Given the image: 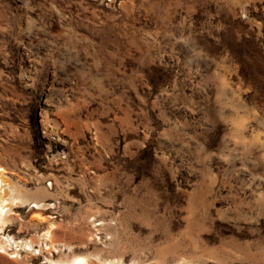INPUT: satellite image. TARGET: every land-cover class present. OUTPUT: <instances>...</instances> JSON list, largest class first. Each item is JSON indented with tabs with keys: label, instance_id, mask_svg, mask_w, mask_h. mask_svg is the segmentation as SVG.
<instances>
[{
	"label": "rangeland",
	"instance_id": "374dc122",
	"mask_svg": "<svg viewBox=\"0 0 264 264\" xmlns=\"http://www.w3.org/2000/svg\"><path fill=\"white\" fill-rule=\"evenodd\" d=\"M0 168V264H264V0H0Z\"/></svg>",
	"mask_w": 264,
	"mask_h": 264
},
{
	"label": "bare ground",
	"instance_id": "6f19581e",
	"mask_svg": "<svg viewBox=\"0 0 264 264\" xmlns=\"http://www.w3.org/2000/svg\"><path fill=\"white\" fill-rule=\"evenodd\" d=\"M5 175L6 174H4L3 168H0V231H4L5 227L8 225L9 220H10V216L13 212L14 207H19L23 203H25V200L23 199V197L17 193L18 189ZM41 202H43V201H41ZM45 203L33 201L30 204H32L31 205L32 207L37 208V210L38 209L42 210V209H47V205L45 207ZM38 215L41 218H45L43 215H41V213H38ZM43 235L46 237V248L50 249L51 243H52V241L50 240L51 239L50 238L51 232L48 230L45 232V234L43 233ZM4 239L7 242H10L11 240H13V242L18 246V242L16 240H14L13 237H11L9 235L7 237H5ZM32 243H33V241L30 240V241H26L23 245L25 247L31 248ZM0 244H2L1 247L4 248V242H2V240L0 241ZM13 256H15V255L13 254ZM52 262H53V260H52ZM54 263L55 264H125L122 261H113V260L112 261H103L99 258L91 259L85 255H79V256L77 255L72 260L67 261V262H54Z\"/></svg>",
	"mask_w": 264,
	"mask_h": 264
}]
</instances>
